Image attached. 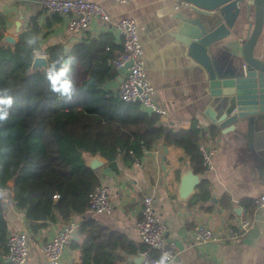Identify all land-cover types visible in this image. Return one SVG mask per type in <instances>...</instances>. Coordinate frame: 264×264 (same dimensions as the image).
Listing matches in <instances>:
<instances>
[{"label": "crops", "instance_id": "crops-1", "mask_svg": "<svg viewBox=\"0 0 264 264\" xmlns=\"http://www.w3.org/2000/svg\"><path fill=\"white\" fill-rule=\"evenodd\" d=\"M94 1L99 2L112 18L104 23L96 21L84 32L76 33L66 28L63 16L47 28L45 22L50 12L44 11L38 0H0V11L6 17L4 35H12L16 40L15 21L19 20L20 25L25 26L31 16L40 12L37 21L43 45L62 43L68 48L85 36L97 37L108 32L114 43L121 46L116 23L124 16L132 17L143 48L146 79L156 89L155 101L166 111L159 122L172 129L188 128L192 123H198L205 132L203 141L216 150L210 156V167L203 173L211 181V197L194 206L186 204V198L194 189L185 197L179 194L180 178L191 170L187 165L182 168L179 181H175L174 168L182 154L178 147L166 146L160 140L145 150L137 163L125 166L118 160L117 170L109 168L107 160L100 155L87 156V162L92 159L100 161L94 169L99 174L100 183L106 187L113 209L110 213L86 210L84 215L97 218L134 242H142L137 227L141 214L140 198L150 195L156 213L168 227L165 244L173 242L176 246L171 264H264V206L255 204L250 215L252 226L235 244L221 241L196 244L192 238V229L200 221L208 223L217 232L234 227L241 198L248 197L255 202L264 193V111L226 122L224 118L235 112L234 104L227 102L223 95H212L209 85L214 73L234 76L243 72L242 45L250 23H253L252 1L245 0L250 6H242L240 14L221 31L208 32L202 38L198 52L175 37L179 25L176 14L193 11L176 9V0ZM253 54L264 60V19ZM36 56L46 59L42 50L36 51ZM69 74L75 85L87 77L78 63L72 65ZM119 83L117 74L102 86L105 90L118 91ZM210 129L215 131L213 135ZM197 176L200 179V175ZM223 194L229 196V204L219 202ZM207 206L212 209L206 210ZM6 218L9 233L20 229L27 231L24 213L12 205L6 206ZM63 223H53L29 240L25 264H44L41 243ZM138 253L127 255V264H140L134 258ZM78 256V250L67 246L63 264H69ZM111 260H115L114 255ZM0 264L9 262L0 256Z\"/></svg>", "mask_w": 264, "mask_h": 264}, {"label": "trees", "instance_id": "trees-1", "mask_svg": "<svg viewBox=\"0 0 264 264\" xmlns=\"http://www.w3.org/2000/svg\"><path fill=\"white\" fill-rule=\"evenodd\" d=\"M39 13L28 25L14 30L17 39L9 42L4 39L6 17L0 11V95L14 98L9 119L0 122V256L6 253V206L10 201L27 219L28 242L53 223L79 219L77 236L68 244L79 256L69 264H127V255L144 249L158 257L159 251L144 241L134 242L97 218L84 215L88 194L100 183L97 170L86 162L87 156L100 155L109 168L117 170L118 160L129 166L160 140L178 147L182 154L174 168L175 181L185 165L200 175L194 192L186 198V204L194 206L211 197V181L203 176L206 166L199 149L205 132L196 123L188 128H165L158 114L142 111L138 102L125 101L118 91L103 88L104 82L117 75L110 58L121 47L110 33L85 36L68 48L62 43L43 45ZM49 15L47 28L61 19L56 12ZM39 50L46 54L45 67L33 66ZM65 53L74 56L87 74L74 85L71 99L51 92L45 78L46 67L54 65L52 70L58 71ZM210 133L215 131L210 129ZM219 202L229 204V196L223 194ZM240 204L251 215L254 200L243 197ZM113 255L115 260H111Z\"/></svg>", "mask_w": 264, "mask_h": 264}, {"label": "built area", "instance_id": "built-area-1", "mask_svg": "<svg viewBox=\"0 0 264 264\" xmlns=\"http://www.w3.org/2000/svg\"><path fill=\"white\" fill-rule=\"evenodd\" d=\"M127 2V0H115ZM176 9H194V5L186 0H176ZM40 7L48 12H56L64 17L66 28L72 32L81 33L92 23L108 22L112 16L97 1L94 0H38ZM116 31L121 37V47L115 49L111 55L110 63L120 76L118 94L125 101L138 102L140 109L159 116L166 114L165 109L155 101L156 89L151 85L145 74L144 53L137 24L130 16L120 18L116 23ZM127 62L131 64L124 67ZM195 126L201 129L196 123ZM202 136L199 149L203 157V164L210 167V156L216 150L213 145L205 144ZM138 158L134 160L137 163ZM8 205L11 202L8 201ZM141 210L137 227L142 235V240L149 246L159 251L158 257H153L148 249L139 251L140 264H156L165 254L168 259L165 264H171L176 246L173 242L165 244V235L168 227L156 213L153 198L142 195L140 198ZM258 207L264 206V193L255 201ZM113 205L108 197L106 187L99 183L88 194L87 210L95 213H110ZM238 221L234 227L224 231H215L208 223L200 221L192 229V238L196 244L210 243L212 241L237 243L240 237L252 226V218L245 206L238 207ZM79 220L71 218L41 243L44 255V264H63L65 250L70 240L76 235ZM6 253L3 255L9 264H25L29 254L27 231L20 229L11 232L6 238Z\"/></svg>", "mask_w": 264, "mask_h": 264}, {"label": "water", "instance_id": "water-1", "mask_svg": "<svg viewBox=\"0 0 264 264\" xmlns=\"http://www.w3.org/2000/svg\"><path fill=\"white\" fill-rule=\"evenodd\" d=\"M186 1L191 2L195 7L192 12L179 11L176 14L179 25L175 37L187 43L195 52L199 51L202 38L208 32L221 31L227 23L232 22L240 14L242 6H250V3L245 0ZM251 1L253 23H250L249 32L242 45L243 72L234 76H221L214 73L209 80L212 95H223L227 97V102L232 101L234 104L235 112L224 118L226 122H235L244 117L249 118L264 111V60L253 54L254 45L263 26L264 0ZM14 25L15 31H17L20 21H15ZM4 39L9 42L15 41L14 37L9 34L4 35ZM130 64L131 62H127L124 67ZM46 65L47 59L42 56H36L33 60L34 67H45ZM211 119L213 120V118ZM87 164L95 168L100 164V161L92 159ZM198 181L197 174L192 170L183 174L180 178L179 194L182 197L187 196L193 191ZM134 258L136 261L141 260L140 256Z\"/></svg>", "mask_w": 264, "mask_h": 264}, {"label": "clouds", "instance_id": "clouds-1", "mask_svg": "<svg viewBox=\"0 0 264 264\" xmlns=\"http://www.w3.org/2000/svg\"><path fill=\"white\" fill-rule=\"evenodd\" d=\"M34 41L30 40L29 43ZM66 55V53H65ZM61 67L58 71H53L52 67H46L45 69V78L50 82L51 92L58 93L59 97H67L71 99L73 96V89L75 81L69 75L72 71V65L76 63V58L74 56L66 55L61 57L60 60ZM3 91L7 92L8 89ZM14 103V98L12 96L0 95V122L7 121L9 119V108ZM168 259V256L165 254L161 257L156 264H165V261Z\"/></svg>", "mask_w": 264, "mask_h": 264}]
</instances>
